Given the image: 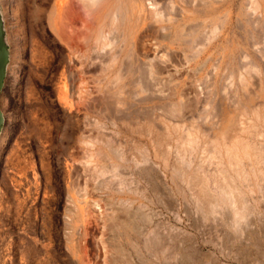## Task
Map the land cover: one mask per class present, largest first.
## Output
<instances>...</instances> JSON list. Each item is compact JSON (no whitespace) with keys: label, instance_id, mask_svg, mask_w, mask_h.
<instances>
[{"label":"bare ground","instance_id":"6f19581e","mask_svg":"<svg viewBox=\"0 0 264 264\" xmlns=\"http://www.w3.org/2000/svg\"><path fill=\"white\" fill-rule=\"evenodd\" d=\"M232 1L53 0L62 98L71 114L90 106L99 118L73 155L83 207L68 195L83 263L90 245L108 254L117 242L113 256L141 261L264 264V0L217 13ZM108 120L140 138L107 133Z\"/></svg>","mask_w":264,"mask_h":264},{"label":"rangeland","instance_id":"374dc122","mask_svg":"<svg viewBox=\"0 0 264 264\" xmlns=\"http://www.w3.org/2000/svg\"><path fill=\"white\" fill-rule=\"evenodd\" d=\"M11 1L7 0L4 6L0 0L9 49V68L0 96L4 118L0 134V264H182L150 257L141 261L133 255L115 257L112 254L120 251L117 242L109 245L108 254L103 247L90 245V261L83 263L85 250L78 242L83 222L77 216H72V221L67 216L72 207L68 195L75 193L78 209L83 207L87 198L81 191L83 179L73 155L81 135L97 134L93 124L99 118L90 106L91 110L71 114L62 98L68 58L66 50L50 33L48 17L53 0H30L25 8L26 1L22 0L19 6L20 0H15L10 6ZM239 1L233 0L231 6L222 5L217 13L235 10ZM214 16L215 13L207 12L198 21ZM228 38L231 46H236L237 36L228 32ZM190 119L183 123H191ZM106 128L107 133L118 131L129 140L140 138L121 128L117 130L109 120ZM95 235H99L98 231ZM107 237L112 238L113 234L107 232ZM124 249L133 251L128 245Z\"/></svg>","mask_w":264,"mask_h":264},{"label":"water","instance_id":"95a60500","mask_svg":"<svg viewBox=\"0 0 264 264\" xmlns=\"http://www.w3.org/2000/svg\"><path fill=\"white\" fill-rule=\"evenodd\" d=\"M7 61H8V50H7L5 40H4V30H3L1 15H0V91L3 86V79L5 77ZM2 123H3V116L0 111V130H1Z\"/></svg>","mask_w":264,"mask_h":264}]
</instances>
